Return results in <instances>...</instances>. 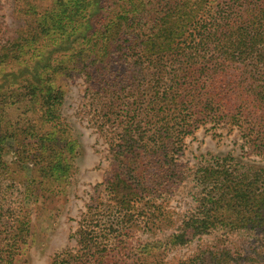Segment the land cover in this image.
<instances>
[{
    "label": "trees",
    "instance_id": "16d2710c",
    "mask_svg": "<svg viewBox=\"0 0 264 264\" xmlns=\"http://www.w3.org/2000/svg\"><path fill=\"white\" fill-rule=\"evenodd\" d=\"M17 1L23 26L0 44V128L9 99L34 113L26 131L10 136L36 137L38 154L45 139L52 155L39 158L38 170L51 185L72 160L65 145L57 149V132H66L57 80L78 71L112 98L102 109L110 176L70 234L75 246L50 264H170L148 258L209 234L214 244L174 264H264V166L228 154L193 170L179 159L184 139L211 125L236 129L244 155L264 161V0H118L112 12L106 0ZM119 63L129 68L111 78ZM35 121L46 135L29 133ZM189 181L194 205L173 221L166 198ZM176 221L164 240L138 243V233L157 236ZM15 229L0 264H15L26 243V229ZM241 231L254 235L246 255L227 245Z\"/></svg>",
    "mask_w": 264,
    "mask_h": 264
},
{
    "label": "rangeland",
    "instance_id": "374dc122",
    "mask_svg": "<svg viewBox=\"0 0 264 264\" xmlns=\"http://www.w3.org/2000/svg\"><path fill=\"white\" fill-rule=\"evenodd\" d=\"M106 2V11H115L118 0ZM45 4L51 5L50 1ZM21 5H24L22 1L0 0V44L14 36L23 26L22 18H18L16 13V8L22 7ZM112 67L114 69L112 68L111 78H120L129 68L124 63L114 64ZM86 80L84 73L72 71L56 82L65 92L61 119L66 129L63 136L57 132V138L62 139L58 142L57 149L65 145L66 155L72 160L67 161L70 167L57 174V181L53 185L38 170L41 165L39 158L43 156L49 160L52 155V150L45 146V139L41 141V152L38 154L35 149L40 147V142L36 137L23 133L18 143L10 136L12 131H26L32 123L29 119L34 121L36 116L21 105H14L10 99L6 106L5 113L9 124L0 128V153L4 164V168L0 170V247L15 228L26 229V233H23L26 243L16 255L15 264H50L56 253L65 248H73L75 244L69 238L70 234L77 229V222L85 213L91 199L102 195L104 186L96 189V185L104 183L110 176V130L106 113L102 109L106 102H112V98L95 93ZM35 124L36 129H31L29 133L36 131L46 135L48 127L37 121ZM210 126L200 128L184 139L179 157L181 163L195 170L203 162V158L225 157L230 154L244 163L264 166L263 160L244 155L240 133L236 129L227 132L224 129H210ZM69 141L72 142L71 150L67 145ZM191 189L192 183L189 181L173 190L166 198L164 207L173 221L178 219L177 215L184 216L193 207ZM20 222L24 225H20ZM178 223L176 221V225L167 231L157 232V236L140 232L137 234V241L145 243L164 240L176 230ZM252 236L254 235L248 231L230 234L227 245L240 255L249 254ZM215 242L214 235L209 234L169 251L166 255H159L155 259L150 256L148 260L161 259L174 264L193 255L201 247Z\"/></svg>",
    "mask_w": 264,
    "mask_h": 264
}]
</instances>
